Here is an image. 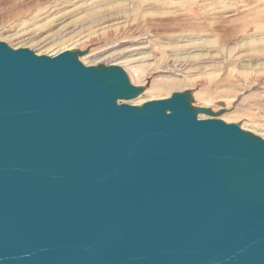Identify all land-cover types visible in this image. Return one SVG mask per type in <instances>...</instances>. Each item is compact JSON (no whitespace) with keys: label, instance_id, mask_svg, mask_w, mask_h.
<instances>
[{"label":"water","instance_id":"obj_1","mask_svg":"<svg viewBox=\"0 0 264 264\" xmlns=\"http://www.w3.org/2000/svg\"><path fill=\"white\" fill-rule=\"evenodd\" d=\"M84 53L0 41V264H264V139Z\"/></svg>","mask_w":264,"mask_h":264},{"label":"rangeland","instance_id":"obj_2","mask_svg":"<svg viewBox=\"0 0 264 264\" xmlns=\"http://www.w3.org/2000/svg\"><path fill=\"white\" fill-rule=\"evenodd\" d=\"M0 41L118 65L145 87L127 103L191 90L264 139V0H0Z\"/></svg>","mask_w":264,"mask_h":264},{"label":"bare ground","instance_id":"obj_3","mask_svg":"<svg viewBox=\"0 0 264 264\" xmlns=\"http://www.w3.org/2000/svg\"><path fill=\"white\" fill-rule=\"evenodd\" d=\"M144 87V86H143ZM144 89H145V87H144ZM126 103H127V101H126ZM128 103H130V104H137L138 105V103H135V102H128ZM142 103V102H141ZM141 103H139V104H141ZM222 103V102H221ZM220 106H222L223 107V104L221 105V104H219ZM199 118H204V117H199Z\"/></svg>","mask_w":264,"mask_h":264}]
</instances>
